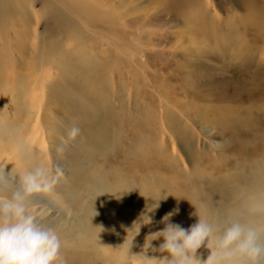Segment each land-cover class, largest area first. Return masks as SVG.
Wrapping results in <instances>:
<instances>
[{"label": "rangeland", "instance_id": "rangeland-1", "mask_svg": "<svg viewBox=\"0 0 264 264\" xmlns=\"http://www.w3.org/2000/svg\"><path fill=\"white\" fill-rule=\"evenodd\" d=\"M13 1L17 3V5H28L27 7H30L33 3L34 7L32 10H35L36 13L41 16L38 25L40 33L39 38L43 34L44 23L46 21V15L43 13V10L39 12L41 8L40 3H44L48 8L50 5H53L54 9L51 11H55L58 8L64 11L67 15L68 28H73L72 30L76 31V33L73 34V38L67 34L61 36V39L64 40V53H66L69 48L81 51L80 48L74 45L73 39L83 42L84 35L90 36L92 34V28H102V35L95 36V42L89 44V46H92L93 50L95 47L97 48L99 46L100 48L98 47L97 54L101 56H104L109 48H113L115 51V59L122 55L128 62H131L133 59L141 61V59L144 58L143 56L135 52H133L132 56L130 50H125L129 44H132L133 47H143L153 52L154 54L151 55L149 63L146 66H148L150 75L153 74V77L158 80L154 79L150 82L147 81L148 87L159 95L158 103L161 105V110H169L167 122H165L163 126V121L160 116L161 112L157 111L156 107L153 110L144 108L147 111V114H145L141 110V103L136 106H131V113L136 115L134 121L133 115L129 116L128 111H124V113L121 114V117L125 120V123L121 127L122 133L120 135L119 133L116 135L112 134V137L109 136L112 138L111 142L113 143L110 144V141L104 140V135L101 132L87 134V136L85 135L84 137H76L74 140H68L66 132L69 128L75 126L73 121L66 124L64 120L63 125L65 127L63 126V134L57 133L54 122H50L57 107H48L45 97L48 91L44 88L45 84L50 81V79L55 80L56 70L47 68V70L45 69L34 76V80L32 81L34 84L38 82L40 86L36 93L32 91L27 92L26 95L22 96V100L18 97L21 106L23 107L25 105L23 109L27 111L26 118L31 117L29 112L31 110L40 113L42 118H39V116L32 117L31 121L28 122L29 124L24 126L23 123H18L17 118L13 116L14 120H17V123L13 125L15 128L10 132L11 134L6 133L4 135L0 130V167H5V173L7 174L12 167L15 170L17 169V171H25L37 162H44L53 170H55L56 167L63 170L64 175L55 188V194L60 198L61 203L56 205L52 203L50 198L36 196L30 201V211L39 218L41 223L56 228L61 238L62 245L64 244L63 247L68 248L72 245L67 241L66 237H68L69 240H73V243L76 245L75 258H73V260L79 264H102V262L103 264H115L116 262V264H127L124 257L129 242L135 235V231L129 233L124 242L127 234L126 229L130 228L132 222L138 218L144 210L145 204L151 203V201H146V199L155 200L161 191L173 197L168 196L165 200L160 202L159 208L153 215V223L141 228L139 235L135 237L132 247L130 248V254L134 255L140 251L147 233L163 228V225L158 222L165 213L173 208H178L179 212L171 218L172 223L180 224L184 228L195 223L196 217H190V213H192L194 209H192L193 207L187 200L202 204L205 210H209V212L206 211L208 217H210V219L212 217L214 218L215 214L213 209L209 205H206V207L204 205L206 204V196L200 191L198 183L202 179L216 180L218 176L209 166L202 168L200 163L194 162V159L196 156L199 158L200 153H205L206 155L216 158L213 160V163L219 162L221 158L219 157V152L221 148L229 142L228 140L231 136L229 133H226L227 130L225 128L219 127V129H217L200 124L201 119L204 120L205 118L201 115L199 109L203 105H208V103L202 101H204L206 97L212 96V93H216L218 96L222 97L224 103L220 104L226 105L227 97L230 96L231 92L218 89L213 92L206 89L193 92L194 87L182 86L186 81L190 80L186 79L184 74L185 71H188V63L183 62L180 58L188 49L192 51L196 48V44L186 35L187 32H190L188 31L190 29L185 25L186 19L183 15V11L187 8H201L206 1L185 0L183 5L177 7L175 5L170 6L166 12H164L157 4L152 3L149 5V0H141L140 11L137 12V15H134L135 20L128 22L126 19L118 17L117 22L114 24V34L111 35H103L105 14H103L104 23L102 22L99 27H92L85 11L72 8L67 4L65 6L56 5L54 0ZM73 1L74 3L80 1L84 8L89 3V0ZM210 1L213 6L220 4L225 5L224 7H227V10L230 9L232 13L235 14V17H239L243 14L241 10L233 6L231 0ZM224 14V11L219 12V18H224ZM185 15L188 18L191 17L189 13ZM146 16L149 18H144ZM166 23H168V28H160V26H162L161 24L165 25ZM77 33H79L78 36H76ZM143 34L146 35V37H143ZM104 37L108 39V45ZM140 37H143L144 40H141ZM120 38H122L123 41L119 40ZM1 40L2 37L0 35V41ZM138 40L143 42H138ZM27 43L29 48L33 49L34 41L32 37L27 40ZM45 43L46 41L43 42V40H41L37 45L35 52L38 55L43 52ZM116 43H118L119 46H117ZM124 50L126 54L122 53ZM7 52L8 48L5 53ZM261 59L264 62V59ZM113 60H106L97 56L96 61L92 58L84 59L83 66L85 63L92 62L93 68H96L97 74L100 75L111 71V61ZM183 63L187 68H178V66ZM210 65H213V63ZM3 66H5V64H3ZM13 69H15L14 65L9 68V72L7 73L9 74L8 77L5 75L4 77L0 76V125H2L1 121H5V123L14 121L12 119H7L12 116L11 112L15 110V106L12 108L11 105L5 103L8 101L9 97L15 93H8V90L16 85V77L12 75ZM6 77H11L10 84L7 83V80H4V78L7 79ZM115 77L116 74L114 78ZM160 91H162L163 94ZM78 93L79 95L77 93L72 94V99L76 102H80L82 106H85L86 101L84 99L81 100V91L79 90ZM5 98L7 101L4 100ZM36 102H39L40 107H42H35L34 103ZM187 112H190V115H188ZM197 116L199 117L197 118ZM37 121L38 123H36ZM36 124L39 125V127ZM134 125L139 129L136 138ZM183 126H187L190 130V140L193 143L192 146L187 140L188 135L185 136L184 133L181 132ZM169 128L173 130V133L170 135L164 131ZM260 134L262 135L260 132L257 136L260 137ZM9 136L10 138H8ZM17 138H19L21 142V147L18 151L15 148H11L13 142L16 141ZM62 141L65 145L64 150L62 153L58 154L56 148L61 145ZM242 144L247 148L250 147H248L246 143ZM257 144V151L255 150V156L253 157L255 160L249 157V162L244 161L247 163H243L244 168L247 169L245 174L239 171H232L224 174V176L226 175L225 177L234 179L237 178V174L239 173V178L247 174L264 176V139H259ZM249 149L253 148L250 147ZM20 151L22 152L19 153ZM16 152H18V154H16ZM231 158H239V162L241 160V157H237V155H231ZM28 165H30V167L27 168ZM70 165L73 167H70ZM252 168L253 171L248 173ZM67 190L72 191L74 197L76 195V200H87L89 205L83 207L71 204L70 201L63 198V194ZM104 192L107 193L100 195ZM92 207L97 213L96 215L92 211ZM85 209L90 214V217H85ZM67 210H71L68 216H66L68 214ZM210 213L212 215H210ZM84 219H86L85 221H87L88 224L94 225V223H96L97 227L95 230H86L84 226L77 225L82 223ZM97 233L111 240L114 243V250L110 245L105 244L101 240H98L97 246L95 247V237ZM90 240L93 242L90 243ZM161 242L160 240L153 241V246H158ZM100 244L106 247H99ZM85 245L89 247L91 245L93 246L90 247L91 249H87ZM115 245L118 247H115ZM119 247H123V249L126 250L124 251ZM116 251L120 256L119 254L117 255ZM202 251L206 253H203L204 257L209 255L208 249L203 247ZM64 253L65 252L60 249V255L66 263L67 257ZM150 254L154 255L155 253ZM155 255L159 254L156 253ZM115 260L117 261L115 262ZM118 260H121V262Z\"/></svg>", "mask_w": 264, "mask_h": 264}, {"label": "bare ground", "instance_id": "bare-ground-1", "mask_svg": "<svg viewBox=\"0 0 264 264\" xmlns=\"http://www.w3.org/2000/svg\"><path fill=\"white\" fill-rule=\"evenodd\" d=\"M140 1L89 0L85 8L80 1L74 3L73 0H54V3L61 6L67 4L72 8L85 11L92 27H99L102 22L104 23L105 17L103 35H111L114 34V24L117 22L118 17L124 18L128 22L135 20L134 15H137V12L140 11ZM205 1L204 6L201 8H187L183 11L186 19L185 25L190 29L188 30L190 32H187L186 35L196 44V48L192 51L188 49L180 57L183 62L188 63V71H185L184 74L186 79L190 80L186 81L182 86L194 87L193 92L204 89L211 92L217 89L231 92L230 96L227 97L226 105L220 104L224 103L222 97L216 93H212V96L206 97L202 101L208 103V105H203L199 109L201 115L205 118L204 120L201 119L200 124L217 129L219 127L225 128L227 130L226 133H229L231 138L221 148L219 162L214 161L217 164L213 163V160L216 158L205 153H200L199 158L197 156L195 157L194 162L200 163L202 168L209 166L218 176L216 180L202 179L198 184L200 191L206 196L205 207L209 205L215 214V216L213 215L214 218L212 217L211 219L217 222H223L231 217L249 221L256 225H264V176L247 174L239 178L240 173L245 174L247 171L243 165L249 162V157L253 158L255 156V150L257 151L256 148L258 147L257 142L259 139H264V62L261 59H264V0H231L233 6L237 7L243 13L239 17H235V14L230 9L227 10V7L225 8L223 4L213 6L210 0ZM184 2L185 0H149V5L155 3L162 11L166 12L170 6H181ZM27 6L17 5L13 0H0V35L2 37L0 41V76L4 77L5 75L8 77L9 74L7 73L9 72V68L14 65L15 69H13L12 75L16 77V85L8 90V93H15L9 97L8 101L6 98L4 99L7 101L5 102L7 105H11L12 108L15 106V110L11 112L12 116L7 120H14V117H16L18 123H23L26 126L32 117L39 116V118H42L41 114L34 110H31L32 112L29 111L31 117L26 118L27 111L23 109L25 105L23 107L21 106L18 97L22 100V96L26 95L27 92L32 91L36 93L40 86L38 82L34 84L32 81L34 80V76L49 68L56 70V73L55 80L50 79L44 86L45 90L47 89L48 91L45 97L49 108L57 107L50 122H54L58 134H63L64 132V120L66 124L73 121L75 127L79 128L77 137H84L87 134L101 132L104 135V140L110 141V144H113L111 142L112 138H110L112 137L111 135H116L117 133L120 135L122 133L121 127L125 123L121 114L124 111H128L129 116L133 115L134 121L136 115L131 113L130 109L131 106H136L139 103L142 104L141 110L145 114H147L146 109L153 110L156 107V110L161 112L160 116L164 126V123L168 119L169 110H161V105L158 103L159 95L148 87L147 82L153 81L154 79L158 80L153 77V74L150 75L148 66H146L149 63L151 55L154 54L153 52L143 47L136 48L132 44H129L125 50H130L132 56L133 52L143 56L144 58L141 57V61L133 59L131 62H128L122 55L115 59V51L113 48H109L106 54L101 56L97 54L99 46L93 50L89 44L95 42V36L102 35V28H92V34L90 36L84 35L83 42L73 39L74 45L80 48L81 51L69 48L64 53V40L61 39V36L67 34L73 38V34L76 33L75 30H72L73 28H68L67 15L64 11L59 8L51 11L54 9L53 5H50L48 8L44 3H40L41 8L39 12L43 10V13L46 15V21L44 23L43 34L39 38L38 25L41 16L35 10H32L34 7L33 3L30 7ZM221 11L225 12V17L222 19L218 15ZM187 13L191 17H186L185 14ZM103 14H105L104 17ZM144 18L147 19L149 17L146 16ZM161 25L160 28H168V23ZM78 35L79 33L76 34V36ZM31 37L34 41L33 49H30L27 43V40ZM143 37H146V35L143 34ZM143 37H140L141 40H144ZM104 39L108 45V39L106 37ZM39 40L46 41V43L43 46V52L38 55L35 49L40 43ZM119 40L123 41L122 38ZM138 42L142 43L143 41L138 40ZM116 44L119 46L118 43ZM7 48L8 52L5 53ZM125 50L122 53L126 54ZM97 56L106 60L115 59L111 61L112 67L110 72L100 75L97 74V69L93 68L92 62L85 63L83 66L84 59L92 58L96 61ZM211 63L213 65H210ZM178 68L186 69L187 67L183 63ZM115 74L116 77L114 78ZM10 78H4V80H7V83L10 84ZM79 90L81 91V100L84 99L86 101L85 106H82L80 102L72 99V94L77 93L79 95ZM34 104L35 107H40L39 102ZM189 113L187 112L188 115H190ZM17 120L6 123L5 121H1V133L5 135L6 133L12 132L15 128L13 125H16ZM37 126L39 127V125ZM164 131L169 135L173 133V130L170 128ZM134 132L136 138L139 129L135 125ZM181 132L185 136L188 135L187 140L192 146L193 143L190 140L189 128L183 126ZM260 132L262 135L260 134L261 136L258 137L257 135ZM242 143H246L248 147L250 146L254 150L249 149L250 147L247 148ZM20 147L21 142L17 138L11 148H15L18 151ZM231 155L241 157L240 162L239 158H231ZM253 160L255 159L253 158ZM70 167L73 166L70 165ZM253 168L248 173L253 171ZM232 171L240 172L237 174L236 179L225 177L226 175L224 176V174ZM63 198L75 206L85 207L89 205L87 200H76V195L74 197V193L70 190H67L63 194ZM206 211L209 212V210ZM67 212L71 213V210H67ZM211 213L210 215H212ZM68 215L70 214L66 216ZM85 217H90L87 211ZM208 218L210 219V217ZM85 220L77 225L84 226L86 230H95L97 224H88ZM66 239L72 245L68 248L63 247L64 244L61 246V250L65 252L64 254L67 257L65 264H79L73 260L75 258L76 245L73 243V240H69L68 237ZM95 239V247L97 246L98 240L110 245L111 248L114 247V243L102 236V234L97 233ZM91 242L93 241L90 240ZM85 247L91 249L88 245H85ZM115 247L118 246L115 245ZM119 248L123 249V247ZM202 248L198 250V254L203 260L207 257H204L203 253L205 252L202 251ZM123 250L125 251L126 249ZM118 261L121 262V260ZM261 264H264V261H261Z\"/></svg>", "mask_w": 264, "mask_h": 264}, {"label": "clouds", "instance_id": "clouds-1", "mask_svg": "<svg viewBox=\"0 0 264 264\" xmlns=\"http://www.w3.org/2000/svg\"><path fill=\"white\" fill-rule=\"evenodd\" d=\"M78 134L79 128L75 126L66 132L68 140H74ZM64 146L63 141L57 146L58 154L63 152ZM4 168L0 167V264H65L56 228L41 223L30 211V201L36 196L60 204L55 188L64 175L63 170L59 167L53 170L44 162L19 172L12 167L7 174ZM168 196L172 195L161 191L155 200L146 199L151 203L145 204L138 218L126 229L124 242L128 234L135 231L125 253L127 264H261L264 261V225L231 217L224 222L210 220L202 204L189 200L194 209L190 217H196L195 223L187 228L172 223L171 218L179 212L178 208H173L158 222L163 228L147 233L140 251L130 254L135 237L142 227L153 223L155 211ZM92 211L97 214L93 207ZM157 240L162 242L153 246V241ZM202 246L209 250L203 260L198 254ZM99 247L106 246L100 244Z\"/></svg>", "mask_w": 264, "mask_h": 264}]
</instances>
